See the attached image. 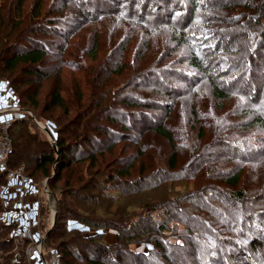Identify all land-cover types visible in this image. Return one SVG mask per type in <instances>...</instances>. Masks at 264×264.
Returning a JSON list of instances; mask_svg holds the SVG:
<instances>
[{
  "label": "trees",
  "instance_id": "obj_1",
  "mask_svg": "<svg viewBox=\"0 0 264 264\" xmlns=\"http://www.w3.org/2000/svg\"><path fill=\"white\" fill-rule=\"evenodd\" d=\"M189 1L192 9H187V7L186 9L190 10L192 19L201 0ZM41 2L42 0H37L30 15L23 16L24 0H18L16 3L15 14L10 10V0H0V75L14 88L19 103L31 104L33 108H36V114L44 121L56 122L55 129L47 126L54 137V145L51 144L46 132L45 136H42L34 130L28 115L14 119L8 129L11 151L7 155V163H22L24 171L35 180L38 176L47 177L48 186L57 198L54 222L44 241V248H56L61 255V264H187L182 261L184 256L177 255L180 252L185 254L187 245L194 247L192 251L190 250V255L191 253L193 255V262L190 261L192 262L190 264H262L261 261H256L255 257L260 250H264L261 236V232L264 235V225H260L263 226L260 232L258 229L253 232L244 228V233L240 232L245 237L244 241L237 240L238 237L224 235L223 244H229L232 249L222 252V255L217 252L220 249L222 237L214 235L217 233L215 229L230 228L238 231L240 226H243L241 223L244 219L250 221L255 219V215L257 216L256 210L243 212L240 206L241 209L236 211L234 217L231 216L230 211L228 214L222 211V218L219 217L223 220L222 222L212 217L210 213L212 206L214 211H218L215 209L217 206L210 203L208 197L212 190L223 196V199L227 197L229 201L226 202L228 203L233 200L235 204L244 197L241 189H229L238 185L241 167L232 173L230 169L234 167L223 165L222 161H219L217 156L220 150H215L214 146L221 141L213 139L210 145L213 147H209L208 151L200 147L192 155L193 161L191 160L188 175H182L183 171H179L177 167L179 156L171 131L161 121H156V119L152 121V116H150L152 113L149 110L163 106L160 99L135 94L136 105L141 107H129L128 109L127 105L131 106V103L121 99L120 103L104 108L103 120L99 119L97 111L89 115L92 107L99 104L95 102V99H90L93 93L86 95L81 89H75L72 99L68 102L62 93L64 88L61 81L58 79L56 86L49 91L43 102L37 100L40 84L50 75L47 63L52 51L49 46L55 44L54 41L49 38L45 39L41 34L50 33L54 37L63 36L67 32L66 25L70 21L66 14L62 17L45 15V12L41 11ZM63 2L66 3V1ZM67 2L74 3V6L85 10L86 13H89L92 7L107 8L111 2L113 4L116 2L117 5H113L115 7L113 11H120L122 16L131 19L135 17L132 15L134 12H128V7L123 8L132 2L137 5L140 1L71 0ZM225 5L246 7L248 11L237 10L232 15L239 16L240 13H245L249 21L243 27L242 33L231 37L224 48L220 46L219 41L218 44L215 42L209 46L213 48L214 53L222 51V55L217 56L216 60L218 65H226L223 71L227 74V77L219 81L210 78L212 94L216 98L228 99L229 96L240 97L244 93L249 95H246L250 100L249 104L259 102V94L262 91L264 93V0H228ZM142 12L137 13V18L131 20L136 21L139 18L142 24H145L149 17ZM158 12L156 10L157 16ZM175 12L178 13L173 9L170 16L172 17ZM105 15L109 17L110 12L102 14V16ZM70 17L76 16L70 15ZM181 34L183 35V32ZM207 36L211 40L215 35L212 36L209 33ZM202 37L205 38L206 35ZM95 38L97 36L94 37L93 43L97 46ZM207 39L204 42H207ZM209 47L205 49L198 47L199 51H194L190 59L195 67L211 74L212 67L205 65L207 55L210 54L206 50ZM92 55L95 56L94 53ZM144 72L136 75L137 79L134 83L137 87L149 80L159 81L156 75H150V71ZM222 82H225V85ZM84 94L86 99H89L86 103L82 102ZM256 106L261 110V106ZM70 112L73 115H70ZM147 116L151 121L146 118ZM38 121L42 123L41 120ZM250 123L251 125L264 124V111L261 110V113L253 117ZM136 131L137 136L150 131L156 132L170 143L172 150L168 154L165 167L149 164L147 167H142L137 174L129 177L126 175L130 173L129 170L135 158L139 156L138 154L133 156V159H131L132 155L128 156L130 161L124 163L122 167H114L112 160L111 163L110 160L104 161L106 158L104 153L108 151L109 155L113 154L118 134L125 135ZM107 138L109 139L108 145L102 147V141ZM263 140L264 137L261 141ZM220 144L228 148L225 151L223 149L222 156L229 160L239 159L249 162L250 157L253 159V154L259 155L264 152L260 144H256L252 139L247 140L246 137L237 140L228 139V142ZM138 152L141 154L142 151ZM202 155H205V159H199ZM85 160H88V163L83 165ZM97 161L103 162L101 168L92 169ZM52 164L55 166V171L51 174ZM108 167L112 170L109 171ZM62 171H64L63 174H61ZM184 176L193 179L194 190L173 198L168 195L172 186L169 190H160L159 186L163 177L186 180ZM1 177L3 176L0 175ZM255 177L261 179L254 182H258L256 184L259 187L264 186V175ZM211 179L225 184L229 191L224 187L219 189L216 184L210 182ZM107 184H112V186H107ZM218 194L216 196L220 198ZM211 196L213 199L216 198L214 194ZM200 197H203L209 205L211 204L210 207H206L205 204V206L198 205L197 200ZM174 200L180 201L182 205L175 203ZM172 203L177 209L184 208L189 212L193 211L194 205L195 209L198 205L197 210L199 209L205 216L212 218L213 233L212 231L207 234L203 233L204 228H207L203 222H199V225L194 228L185 224L188 223L186 219L183 221L185 222L184 227L177 229L175 225H170L169 221L173 219L171 216L174 217L170 210ZM136 208L146 210L145 214H138ZM157 208L162 211L166 219L150 216V211ZM1 210L3 207L0 201V212ZM214 211L211 212L216 215ZM235 218H240V220L237 222ZM59 221L62 223L55 231ZM105 227H111L115 231L114 241L104 240L105 233L102 230ZM9 229L10 226L0 223V264H27L23 252L16 254L8 251L13 244V239L8 233ZM167 232L171 237H175V240H171ZM136 243L145 244L147 249H136L135 246H130Z\"/></svg>",
  "mask_w": 264,
  "mask_h": 264
},
{
  "label": "rangeland",
  "instance_id": "obj_2",
  "mask_svg": "<svg viewBox=\"0 0 264 264\" xmlns=\"http://www.w3.org/2000/svg\"><path fill=\"white\" fill-rule=\"evenodd\" d=\"M36 1L24 0L23 16L30 15ZM63 1H66V3ZM67 1L71 0H42L41 2V11H44L45 15H58L62 17L66 14L68 19L70 18V21L66 25L67 32L63 36L61 35L62 37L58 35L54 37L50 33L41 34L42 37L51 39L55 44L49 46L52 51L48 56L49 61L47 63L50 75L40 84L37 100L43 102L49 91L56 86L55 84L58 79L61 81V85L64 88L62 93L68 102L70 101L69 99H72L75 89H81L86 95L93 93L90 99H95V102L99 104L92 107L89 115L97 111L99 119L103 120L105 116L104 108L114 103H120L121 99L131 103V106L127 105V109L129 107H141L136 105L135 94L142 97L148 95L160 99V103L163 106H157V108L149 110L152 113L150 116H152V121L154 119L161 121L171 131L179 156L177 167H179V171H183L182 175H188L193 161L192 155L200 147H203L204 151H208L209 147H213L210 146L213 139L215 141L228 142V139L237 140L246 137L247 140L252 139L256 144H260L262 149L264 148V140L263 142L261 141L264 137V124L251 125L250 123L253 117H256L259 112L261 113V110L264 111L263 91L259 94V102H252L251 104H249L250 100L246 97L248 94L242 93L240 97L232 95L228 99H222L214 97L211 91L212 83L210 78L219 81L227 77V74L223 71L226 65H218L216 60L217 56L222 55V51L214 53L213 48L209 46L215 42L218 44L219 41L221 43L220 46L224 48L228 45L231 37L242 33L243 27L246 26L249 18H246L247 15L245 13H240L239 16H233L232 14L237 10L241 12L242 9L248 11L246 7L227 6L225 4L228 0H205V2L201 0L196 8L194 17L191 19L190 10L192 8L189 0H138L140 2L137 5L133 1L132 4L124 6L123 9L128 7V12H134L132 14L135 16L134 18H137V13L143 11L142 14H146L149 18H147L148 20L145 24H142L139 18L135 21L131 20L134 18L129 19V17L122 16L120 11L114 12L113 9L115 7L113 5H117L114 0H112L114 4L111 2L107 8L92 7L93 9L89 13L74 6V3L72 4ZM10 2V10L14 11L15 14L14 7L18 0H10ZM186 7L190 10H187ZM211 7L214 8L212 9ZM173 9L178 11V13H173L174 15L171 17L170 13ZM101 10L104 11V14H107L109 11L110 16H102ZM156 10L159 11L158 16L156 15ZM70 15H75L76 17L71 18ZM85 18L88 21L84 20ZM110 18L113 20H109ZM210 30L211 32H209ZM181 32H183V35ZM209 33L212 36L215 35L216 38L213 36L214 39L210 40L207 36ZM95 35L97 36L95 38L97 46L93 43ZM205 35V38L202 37ZM206 39L207 42H204ZM207 46L209 47L206 49L208 50L207 53L209 54L210 52V54L207 55L208 59L205 65L209 68L212 67L210 69L212 70L211 74H208L207 71L205 72L201 68L195 67L190 59L194 51H199L198 47H204L205 49ZM203 53L205 54V52ZM144 71H150V75H156L159 81L149 80L137 87V84L134 83L137 79L136 75L139 72L145 73ZM222 84L225 85V82H222ZM85 94L83 95L84 101L82 100L84 103L89 101L88 98L86 99ZM256 105L261 106V110L257 109ZM4 106L8 108L19 107L28 109L33 114L35 120H41L46 127L50 126V129H55L56 127V122L54 123L51 120H45V122L42 117L38 116L36 108H33L31 104L27 102L23 104L19 103L14 88L0 75V109ZM24 115L27 116L28 114L25 113ZM70 115H73L72 112H70ZM146 118L150 120L149 116ZM30 119L34 130L39 135L45 136L44 129L36 124L31 116ZM137 133L136 131L128 132L125 135L118 134L113 154L109 155L108 151L104 153L106 157L104 161L110 160L111 163L112 160L115 165L114 167H122L124 163L130 161L128 156L132 155L131 159H133V156H137L138 154L139 156L135 158L129 170L130 173L126 175L129 177L137 174L142 167H147L149 164L165 167L168 154L172 150L170 143L156 132L150 131L141 136H137ZM227 133L229 135H226ZM108 141V138L102 141V147L107 146ZM221 142L214 146L215 150H220L217 156L219 157V161H222L223 165L226 164L231 165L232 168L234 167V169H230L231 172L237 171L241 167V177L238 185L229 189H241L244 194L243 200L235 204L233 200L228 203L226 202L229 201L227 197L223 199V196L212 190V192H209L208 197L210 198V203L217 206L215 209L218 211H214V207H210L211 204L209 205L203 197L198 198L197 204L212 208L216 215L211 212V209L210 213L216 219H219L223 215L222 211H225L227 214L230 211L231 216L234 217V214L237 213L236 211L241 208L243 212L256 210L257 216L255 215V219L250 221L244 219L241 223L243 226H240L238 231L230 228L226 230L215 229L217 233H214V235L217 234L222 237L220 249L217 251L219 255H222L221 253H224L226 250L232 249L229 244H223L224 235L238 237L237 240L241 239L244 241L245 237L240 232L244 233L245 229L253 232L258 229V232H260L263 227L260 225H264V186L260 185L259 187L256 184L258 182H254L261 179L255 176L264 175V152L259 155L253 154L254 157L253 159L250 157L249 162L239 159L229 160V158L222 156L223 149L225 151L228 148H224L225 146L224 144H220ZM139 150L143 153L139 154ZM199 159H205V155H202ZM87 163L88 160H85L83 165ZM21 164L7 163L10 169H15ZM102 164L103 162L97 161V164L92 169L96 167L101 168ZM52 167L51 174L55 171L54 164H52L51 169ZM108 169L109 171L112 170L109 167ZM63 173L64 171L61 174ZM1 176L3 177L0 178V194L7 187L5 176L3 174ZM184 178L188 179L189 177L184 176ZM30 179L38 191L37 204L34 207L33 213L36 219L34 229L38 235H44L50 225L53 206L52 198L47 193L45 185L55 201V211L57 198L48 186L47 177L38 176L36 180L31 177ZM187 179L175 180L163 177L162 183L159 186L160 190H169L170 186H172V190L168 192V195H171L172 198L175 196L179 197L180 195L183 196L187 191L194 190L195 187L193 186V179ZM210 182L216 184V187L219 189L222 187L226 188L225 184L218 180L211 179ZM107 186H112V184H107ZM229 189L226 188L228 191ZM210 193L214 194L216 198V194H218L220 198H217L218 200L216 198L213 199ZM1 199L0 196L2 203ZM177 203L182 205L180 201ZM172 204L170 205V210H172L174 217L171 216L173 219L169 221L170 225H175L177 229L184 227L185 224L194 228L199 225V222H203L204 226H207V228H204L203 231L205 232L203 233L207 234L210 231L213 233L214 225L211 224L212 218L205 216L199 209L197 210L198 205H196V209L194 205L192 207L193 211L189 212L185 211L184 208V210L177 209L174 203ZM135 210L138 214L142 213V215L146 212V210H141L140 208H136ZM150 212L152 218L161 219L163 217L162 211L159 208ZM3 215V210H1L0 217ZM163 218L166 219V217ZM185 219L188 223L183 222ZM239 220L240 218L236 219L237 222ZM220 221L222 222L223 220L221 219ZM61 223V221L57 223L55 231L59 229ZM10 231L11 228L8 233ZM102 231L105 233L103 235L105 241L115 240V231L111 227H105ZM262 233L261 236L264 244V235ZM167 234L171 240H175V237H171L169 232ZM46 237L43 240V244ZM47 241L49 243V240ZM52 243L55 242L52 241ZM26 245L27 242L22 243L21 241L13 240V244L8 251L19 254L24 251ZM130 246H135L136 249H147L143 243L130 244ZM193 249V246L187 245L186 253L180 252L177 255L184 256L182 261L190 264L193 262V255L192 253L190 255V250L192 251ZM46 256L48 257L47 252ZM255 260L261 261L264 264V250H260ZM134 261L136 262V259Z\"/></svg>",
  "mask_w": 264,
  "mask_h": 264
},
{
  "label": "built area",
  "instance_id": "obj_3",
  "mask_svg": "<svg viewBox=\"0 0 264 264\" xmlns=\"http://www.w3.org/2000/svg\"><path fill=\"white\" fill-rule=\"evenodd\" d=\"M25 113L31 114L29 110L19 107L4 106L0 109V175L3 174L7 180V187L0 194L4 213L0 223L10 226L9 236L13 240L27 242L23 251L27 264H61V255L57 249L44 248L43 234L38 235L34 229L36 219L33 213L38 199L36 186L22 165L15 169L7 165L6 158L11 151L8 129L14 119Z\"/></svg>",
  "mask_w": 264,
  "mask_h": 264
},
{
  "label": "water",
  "instance_id": "obj_4",
  "mask_svg": "<svg viewBox=\"0 0 264 264\" xmlns=\"http://www.w3.org/2000/svg\"><path fill=\"white\" fill-rule=\"evenodd\" d=\"M27 113H28V112H27ZM29 115L35 120V118H34V116H33L32 113L29 114ZM35 122H36V124H38L39 126H41V128L44 129V131L48 134V138H49L51 144L54 145V137H53L52 132L50 131V129H48L43 123L39 122L38 120H35ZM52 170H53V167H52ZM45 189H46L47 193H48V194L51 196V198H52V205H53V206H52V210H51L50 225H49V227L47 228L46 232L44 233V235H43V237H42V240H44V238L47 236L48 232L50 231V229H51V227H52V225H53V222H54V218H55V201H54V199H53V196H52L51 192H50L49 189L46 187V185H45Z\"/></svg>",
  "mask_w": 264,
  "mask_h": 264
}]
</instances>
